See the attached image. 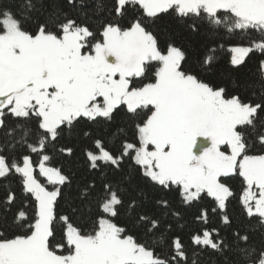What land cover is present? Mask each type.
<instances>
[{"label":"snow or ice","instance_id":"1","mask_svg":"<svg viewBox=\"0 0 264 264\" xmlns=\"http://www.w3.org/2000/svg\"><path fill=\"white\" fill-rule=\"evenodd\" d=\"M254 51L264 0H0V264H264Z\"/></svg>","mask_w":264,"mask_h":264},{"label":"trees","instance_id":"2","mask_svg":"<svg viewBox=\"0 0 264 264\" xmlns=\"http://www.w3.org/2000/svg\"><path fill=\"white\" fill-rule=\"evenodd\" d=\"M94 3H95V0H92V4L93 5H94ZM159 25L160 26H159L158 31L160 33L173 34L175 31H178L177 26H176V22L170 20L167 17H165V19L163 21L159 22ZM177 40H178V42H182V37H177ZM236 40L239 41L240 40V37H237ZM243 43L246 46L248 44V40H244ZM227 49H228V43L225 42L224 49L222 51H219V53H218V56H219V59H220V62H221L220 63V69H221V71L225 70V68L227 66V60L230 57V53L228 52ZM261 59H264V54H261L258 51H254V52H252V53L249 54V57L248 58H246V65H245V67L246 68H255L257 66V64H258V61L261 60ZM7 120L10 123L12 121V118L9 116L7 118ZM77 156L79 157V151L77 152ZM32 158H33V160L35 162L38 163V160H39V157L38 156L33 155ZM80 159L82 160V157H80ZM36 175H37V178L39 180H41V182H45L46 183V181L44 180V178L39 176L38 167L36 168ZM77 178L79 179L80 178V175H78ZM10 181H11V183H10L9 186L10 187H16L15 180L13 178H10ZM0 183H2V182H0ZM232 183H233L234 187L238 186V182L233 181ZM2 195H3V188L0 187V196H2ZM66 208H67V205H64L63 206V209H58V211H63ZM14 210L15 209H13V211ZM228 211H229V213H232L233 211H239V207L237 205V201H235V200H232L231 201V203L229 204V207H228ZM199 264H204V260L201 259L199 261ZM208 264H211V260L208 261Z\"/></svg>","mask_w":264,"mask_h":264}]
</instances>
